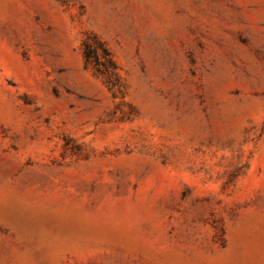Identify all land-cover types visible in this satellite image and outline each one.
<instances>
[{"label":"rangeland","instance_id":"obj_1","mask_svg":"<svg viewBox=\"0 0 264 264\" xmlns=\"http://www.w3.org/2000/svg\"><path fill=\"white\" fill-rule=\"evenodd\" d=\"M0 264H264V0H0Z\"/></svg>","mask_w":264,"mask_h":264},{"label":"trees","instance_id":"obj_2","mask_svg":"<svg viewBox=\"0 0 264 264\" xmlns=\"http://www.w3.org/2000/svg\"><path fill=\"white\" fill-rule=\"evenodd\" d=\"M83 54L86 63L102 75L109 85L117 84V63L110 49L96 35L89 36L85 40Z\"/></svg>","mask_w":264,"mask_h":264}]
</instances>
